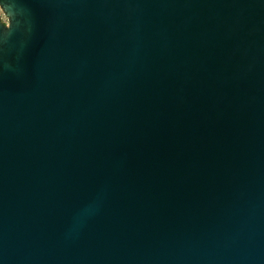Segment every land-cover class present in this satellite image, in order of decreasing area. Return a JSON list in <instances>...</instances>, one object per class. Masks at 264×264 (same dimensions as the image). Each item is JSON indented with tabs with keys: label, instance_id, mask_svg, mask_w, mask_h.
Here are the masks:
<instances>
[{
	"label": "water",
	"instance_id": "1",
	"mask_svg": "<svg viewBox=\"0 0 264 264\" xmlns=\"http://www.w3.org/2000/svg\"><path fill=\"white\" fill-rule=\"evenodd\" d=\"M0 264H264V0H0Z\"/></svg>",
	"mask_w": 264,
	"mask_h": 264
},
{
	"label": "rangeland",
	"instance_id": "2",
	"mask_svg": "<svg viewBox=\"0 0 264 264\" xmlns=\"http://www.w3.org/2000/svg\"><path fill=\"white\" fill-rule=\"evenodd\" d=\"M5 20V19H4Z\"/></svg>",
	"mask_w": 264,
	"mask_h": 264
}]
</instances>
